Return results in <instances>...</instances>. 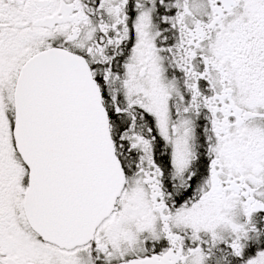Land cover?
I'll use <instances>...</instances> for the list:
<instances>
[{
    "label": "snow or ice",
    "instance_id": "snow-or-ice-1",
    "mask_svg": "<svg viewBox=\"0 0 264 264\" xmlns=\"http://www.w3.org/2000/svg\"><path fill=\"white\" fill-rule=\"evenodd\" d=\"M0 264H264V0H0Z\"/></svg>",
    "mask_w": 264,
    "mask_h": 264
}]
</instances>
